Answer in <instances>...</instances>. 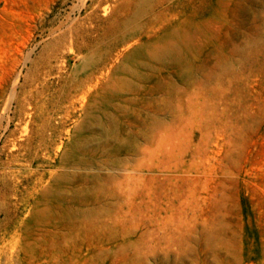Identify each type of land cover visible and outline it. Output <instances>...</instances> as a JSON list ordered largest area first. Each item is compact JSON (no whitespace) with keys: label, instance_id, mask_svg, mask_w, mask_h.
<instances>
[{"label":"rangeland","instance_id":"rangeland-1","mask_svg":"<svg viewBox=\"0 0 264 264\" xmlns=\"http://www.w3.org/2000/svg\"><path fill=\"white\" fill-rule=\"evenodd\" d=\"M0 261L264 264V0H0Z\"/></svg>","mask_w":264,"mask_h":264},{"label":"bare ground","instance_id":"bare-ground-1","mask_svg":"<svg viewBox=\"0 0 264 264\" xmlns=\"http://www.w3.org/2000/svg\"><path fill=\"white\" fill-rule=\"evenodd\" d=\"M98 120L101 122V118L98 117ZM101 124V123H100ZM103 128V127H102ZM110 130V129H109ZM10 258V257H9ZM9 260L6 258L5 259V263L8 262ZM0 264H1V261H0Z\"/></svg>","mask_w":264,"mask_h":264}]
</instances>
